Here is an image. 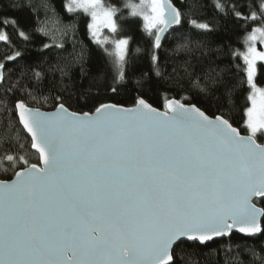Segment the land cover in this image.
Masks as SVG:
<instances>
[{"label": "snow or ice", "instance_id": "6c2138e0", "mask_svg": "<svg viewBox=\"0 0 264 264\" xmlns=\"http://www.w3.org/2000/svg\"><path fill=\"white\" fill-rule=\"evenodd\" d=\"M65 7L91 17L88 29L97 43L106 42L99 39L103 29L118 31L117 10L103 0H69ZM128 7L154 32L156 49L163 34L181 24L172 0H141ZM258 7L259 13L245 19L264 21V2ZM191 23L210 31L207 23ZM19 35L28 38L23 31ZM8 39L0 31V41ZM258 40L264 44V27L252 28L246 37L250 44L240 54L250 88L242 127L220 108L209 115L175 97L164 100L163 110L141 94L131 106L92 100L91 111H74L70 97L57 95L50 112L17 98L15 111L39 163L4 157L22 166L12 179H0V264H178L185 258L176 249L186 242L207 247L234 232L245 240L264 236V206L254 202L264 205V87L257 83L264 51L257 49ZM113 43L123 64L129 40ZM158 59L152 56L154 64ZM4 67L0 64V82ZM124 76L121 70L119 79ZM191 86L211 93L220 84L205 74ZM20 91L33 102L39 99L31 90ZM235 247L255 256L247 243ZM233 264L244 261L237 256Z\"/></svg>", "mask_w": 264, "mask_h": 264}, {"label": "trees", "instance_id": "16d2710c", "mask_svg": "<svg viewBox=\"0 0 264 264\" xmlns=\"http://www.w3.org/2000/svg\"><path fill=\"white\" fill-rule=\"evenodd\" d=\"M67 1L0 0V31L9 37L8 41H0V64L5 66V80L0 84V179H10L22 166L6 161V155L38 162L16 117L17 98H25L30 107L49 111L54 109V97L63 95L70 97L72 110L91 111L92 100L131 106L132 98L142 94L162 109L166 98L175 97L196 103L209 115L220 108L236 126H243L250 88L240 54L246 49V37L252 28L264 27V21L252 22L245 17L254 10L259 13L258 5L264 0H172L182 13L181 24L168 29L159 49L154 48V35L144 28L142 18L131 15L128 5L138 4V0H103L105 6L117 10L119 27L112 37L129 40L123 64L91 37L86 13L67 11ZM217 3L222 7L218 8ZM237 11L242 15L236 16ZM5 19L15 24L2 23ZM194 19L209 24L210 31L195 28L191 23ZM20 31L28 38L20 36ZM184 44L188 46L182 47ZM17 52L20 55L14 61L7 59ZM153 55L159 58L155 64ZM257 68V83L264 87L262 62ZM57 69H63V73ZM121 70L125 73L123 80L119 79ZM37 72L41 74L39 81L34 75ZM205 74L218 81L219 90L203 93L191 86L193 79ZM21 88L33 91L38 101L25 97ZM112 88L117 92L113 93ZM226 93H230L227 100ZM244 243L254 248L255 256L243 247H235ZM262 248L264 236L245 240L233 233L208 242L207 247L186 242L176 251L185 258L178 264H233L237 256L244 264H264Z\"/></svg>", "mask_w": 264, "mask_h": 264}, {"label": "rangeland", "instance_id": "374dc122", "mask_svg": "<svg viewBox=\"0 0 264 264\" xmlns=\"http://www.w3.org/2000/svg\"><path fill=\"white\" fill-rule=\"evenodd\" d=\"M68 2H69V0L67 1V4H68ZM140 2H141V0H138V4H136V5H139L140 4ZM107 7V6H106ZM143 11H147V8H143L142 9ZM88 15V14H87ZM88 17H89V23L91 22V17L88 15ZM141 18H142V16H140ZM142 21H143V18H142ZM143 25H144V21H143ZM89 32H90V30H89ZM90 35H91V37L96 41V37H94L92 34H91V32H90ZM153 35H154V32H153ZM99 39L101 40V41H105L106 40V42L105 43H99V44H101L102 46H104L105 47V49L110 53V54H112L115 58H116V56H115V45H114V41L115 40H117V39H114V37H112V32L109 30V29H103L102 31H101V33H100V36H99ZM249 44H250V42H247L246 41V46H245V48H247L248 46H249ZM256 46H257V49L258 50H260V51H264V44H262V43H260V41L258 40L257 42H256ZM245 51H246V49H245ZM117 59V58H116ZM259 63V62H258ZM246 66V65H245ZM258 86H261V85H258ZM261 87H263V86H261ZM250 92V91H249ZM248 106H250V102H249V105Z\"/></svg>", "mask_w": 264, "mask_h": 264}, {"label": "water", "instance_id": "95a60500", "mask_svg": "<svg viewBox=\"0 0 264 264\" xmlns=\"http://www.w3.org/2000/svg\"><path fill=\"white\" fill-rule=\"evenodd\" d=\"M163 35H165V33L163 34ZM154 39H155V35H154ZM2 82H0V84H1ZM34 108V107H33ZM41 110V109H40ZM54 110V109H53ZM53 110H49V111H44V110H41V111H44V112H50V111H53ZM161 110H163V108L161 109ZM15 113H16V111H15ZM16 117H17V120H18V123H19V125L21 126V128L23 129V131L25 132V134L28 136V138H29V140H30V144H31V138H30V134H28L27 132H26V130L23 128V126H22V124H20V122H19V118H18V114L16 113ZM30 149L34 152V153H36V151L34 150V149H32L31 147H30ZM37 154V156H38V153H36ZM37 163H39V160H38V162ZM19 170V169H18ZM17 170V171H18ZM14 177V175L10 178V179H12ZM258 205V204H257ZM259 206V205H258ZM235 233V232H234ZM237 234H239V233H237ZM240 235H242V234H240ZM218 239V238H217Z\"/></svg>", "mask_w": 264, "mask_h": 264}]
</instances>
